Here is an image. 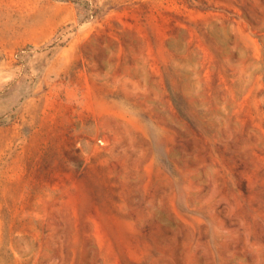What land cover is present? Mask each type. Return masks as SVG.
Returning <instances> with one entry per match:
<instances>
[{"label":"rangeland","instance_id":"rangeland-1","mask_svg":"<svg viewBox=\"0 0 264 264\" xmlns=\"http://www.w3.org/2000/svg\"><path fill=\"white\" fill-rule=\"evenodd\" d=\"M0 264H264V0H0Z\"/></svg>","mask_w":264,"mask_h":264}]
</instances>
